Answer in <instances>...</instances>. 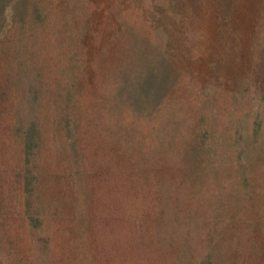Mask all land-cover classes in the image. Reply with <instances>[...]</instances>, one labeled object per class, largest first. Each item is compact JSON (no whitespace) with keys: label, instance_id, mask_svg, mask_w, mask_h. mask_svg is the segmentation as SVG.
<instances>
[{"label":"rangeland","instance_id":"rangeland-1","mask_svg":"<svg viewBox=\"0 0 264 264\" xmlns=\"http://www.w3.org/2000/svg\"><path fill=\"white\" fill-rule=\"evenodd\" d=\"M53 3L62 4L65 15H54L46 30L31 27L34 38L28 48L35 55L25 70L32 75L20 82V96H33L28 90L35 80L44 84V101L26 115L31 121L40 110L50 112L41 118L44 148L37 197L41 206L55 200L64 204L65 219L47 218V224H58L62 235L75 242L81 255L78 264H94V259L95 264H140L143 252L134 213L141 215L146 232L144 264H199L210 257L214 264H264V195L259 193L264 185V77L258 69L264 0ZM121 26L126 28L119 48L125 77L118 75L111 57ZM47 33L55 40L52 47L57 44L51 47L52 68L43 64L51 45L45 41ZM143 56L159 66L162 57H168L176 68L173 91L164 95L162 108L159 102L126 106V96L119 91L120 83L133 85ZM254 86L261 91L251 95L248 89ZM53 95L58 96L57 106L51 102ZM70 110L84 112L78 138L83 144L76 152L64 119ZM127 110H139L138 117L131 118ZM3 122L6 128L14 124ZM116 128L129 152L127 159L112 150ZM14 133L7 132L11 140L0 147V173L5 163L17 168L23 161ZM195 139L210 149L204 147L194 165L202 169L184 173L180 152ZM151 149L156 150L150 155L154 161L142 171L136 156ZM242 155H251L250 163L238 172L234 164ZM17 175L0 176V264L19 260L8 258L2 246H11L16 253L29 249L32 242L31 237L25 240L22 219L16 217L21 216L16 205L22 200ZM216 177L230 182V188L221 191L232 193L224 200H218ZM149 182L158 183L155 192L146 189ZM8 205L14 218L7 220L12 212ZM53 246L52 255L57 257L61 244Z\"/></svg>","mask_w":264,"mask_h":264},{"label":"trees","instance_id":"trees-1","mask_svg":"<svg viewBox=\"0 0 264 264\" xmlns=\"http://www.w3.org/2000/svg\"><path fill=\"white\" fill-rule=\"evenodd\" d=\"M54 1L55 0H0V147H6L7 141L11 140V138L8 137L9 135L7 134V132L10 133V131L14 129V136L17 135V140H19V146L24 156L22 157V164L20 163L17 168H13L10 166V164L5 163V170L4 172L0 173V176L10 177L13 173L18 172L16 181L17 185H20L22 200H19L20 204L18 205H16L14 202V205L18 207V211L21 215H18L16 217H21L22 219L21 227L25 231V240H28L30 237L32 239V242L28 245L29 249L23 248V250H17L18 252L16 253H13L14 250L11 246H2V249L6 250L5 252L9 254L8 258L10 255H13L15 258L19 257V260H15L16 262H11V264H78L77 261L79 257L81 258L80 249L77 245H75V242H72L70 240V237L62 235V227H60L58 224H54V227L47 224V218H54V221L56 222H61L65 219L66 214L63 211V208L65 207L64 204L61 203L63 205H59L58 201L55 200L53 203H51L50 201V203L48 202L47 205L43 203L41 206L40 201L37 197V193L42 181V168L40 166L39 160L44 148H42L41 143L43 137V132L41 131V118L44 112L45 116H47L50 112L48 110H40L39 113H37V115L31 121L27 120L26 115L27 113H29L28 110L36 109V103H42L44 101L42 96L43 93L41 92V88L44 86V84L42 83V81L39 82V79L35 80L33 82L32 88L28 90V92L31 91L30 93L33 92V96H20V82L26 79V77L28 78L32 75L30 73H27L25 70L26 63L28 61H31L33 59V56L35 55V50L28 48L29 45L33 42L34 38L32 31L30 32L31 27H43V29L46 30L49 28L48 25L50 19L54 15L63 13V15H65V12L60 8L62 7V4L57 6L55 3H53ZM228 6L229 5H227L226 8ZM222 12L223 10H221V13ZM127 30L129 29L127 28ZM116 31V45L113 47L114 49H116V54L114 56L111 55V57H113V64L116 66L115 69L117 68L118 70V75L125 77L127 73V67L125 68L123 66L124 57L121 56L119 48L122 36L126 35V28L125 26H121ZM14 34L18 35L19 37L14 36ZM130 35L134 41L136 39V36L132 32H130ZM45 41H49V43L51 44L50 48L55 43L53 35H51L50 33L46 34ZM46 42H44V44H46ZM59 43L61 45L62 51L65 53L63 45L61 44V42ZM262 43V48L260 46L261 49L259 51L260 65L258 66V69L259 72L263 73L260 74V76L264 77V41ZM55 46H57V44L53 47ZM50 48H47L48 50L44 52V55L48 58V60L43 62V64L49 63L48 68H52L54 66L52 62H54L55 60L51 51L52 48ZM60 58H62V56H60ZM60 58L58 59L59 61ZM162 60L164 62L160 61L162 64L160 63L159 66V64H154L155 61H152L149 58L143 56L141 58L143 64L142 70L139 74H137L133 85L129 86L126 81L119 84L120 93L126 96L124 98V101H126V106H129L130 102H133L135 106L137 105L139 107H143L145 105L149 106L155 102H159L161 104L160 107L162 108V103L165 102L164 95L167 94V92L173 91L170 84L173 81L172 79L174 76V72L176 71V68L169 61L168 57L166 58L164 56L162 57ZM114 61H116L117 64H115ZM137 81H139L138 85H136ZM260 91V88L256 86L248 89V93L251 95L259 94ZM28 92L26 93V95L29 94ZM75 101L76 96L73 97L72 106H74L73 103H75ZM234 101H237V99ZM51 102L53 103V105L57 106L59 104L58 96L53 95V97L51 98ZM19 103L22 105L21 110H18L20 105ZM70 105L71 104H69V106ZM16 108L17 111L14 114V110H16ZM127 111H129V116L133 114L131 117L133 119H136L138 117L137 115H139V110H137L138 112L136 110ZM157 111L158 110H155V112ZM82 113L84 112L82 111ZM82 113L79 110H76V113L73 114L72 110H70L69 113L68 111H66L64 117V119L66 120V128L67 130H69L68 136L69 138H72L74 140L72 142L74 143L73 152L74 150L76 152L78 148L80 151L79 145L83 144L82 140L80 143L78 140L81 133L80 126L83 123L85 125V121L83 118L84 116ZM120 116L123 115L120 113ZM120 116L118 115V121L120 123H124L125 121L121 122V120H119ZM6 120H11L14 122V124L9 128H6V126L4 127L3 121ZM205 132L207 133L208 131L206 130ZM114 135V139L116 142L114 143V145L116 146L113 145L114 148H112V150L119 158L126 157L127 159V157L129 156V152L125 148V146H122L123 142H121L120 140L121 131L119 128L115 129ZM204 147H208V149H210V146L206 143L200 145L197 139L194 140L193 144L190 143L183 147L182 151L180 152V166L183 168L184 173H186L187 171H193V167L194 170H198L200 168L199 166H197L196 168L195 164L200 162V154L204 152ZM81 151L85 152L84 150ZM155 151V149H151L145 151V153L142 152L140 155H137L136 157L139 158L138 162L142 160L141 164H138L137 162V167H139V169H141L142 171H144V168H149L154 161L152 158H150V155H152V153ZM250 156L251 155L245 157V155H242L239 162L234 164V167H236L235 171L238 170L239 172L241 170V167H246L250 163ZM77 166L78 168H82L79 162L77 163ZM208 169H210V167H208ZM245 179L249 181L248 178ZM148 184L149 187H146V189L155 192L154 188L158 187V183L149 182ZM131 185L133 186L132 183ZM74 187L77 188L78 183ZM260 187L264 189L263 184H260ZM215 188L219 190L218 200H224L226 196L232 194L225 193L221 195L222 190L230 188L229 181H220L216 177ZM262 189L259 190V193H262L264 195ZM23 195H25L24 200ZM233 197H235V195H233ZM8 204H10L11 206V203ZM1 205L2 203L0 202V206ZM10 206L8 205V208H10L12 212L10 211L7 214V220L14 218L11 217V215H13V208H11ZM46 210L48 211V213L44 214ZM262 213V216L264 217V207L262 209ZM140 216L141 215L134 213L133 220L135 221V230L138 233L137 238L140 241L141 245L139 250L143 252L142 258L140 259V264H144L146 261L144 258V254H146L145 246L147 245V240L146 232L141 225L142 219L140 218ZM3 226L5 227V225ZM7 227L8 226L6 225V228ZM4 234L8 235L9 233L4 232ZM55 243H59V245L61 244V252L57 257L53 256L51 251V249L55 246H53V244ZM91 258L92 259L90 260L92 261L94 257L91 256ZM95 263L96 260L94 259V264ZM199 264H214V262L212 260V257H210L208 261L201 262Z\"/></svg>","mask_w":264,"mask_h":264}]
</instances>
